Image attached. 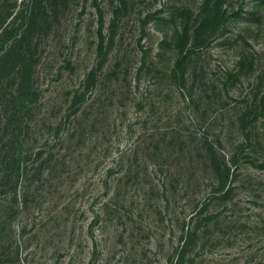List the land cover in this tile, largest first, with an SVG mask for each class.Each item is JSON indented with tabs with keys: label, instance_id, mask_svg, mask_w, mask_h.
<instances>
[{
	"label": "rangeland",
	"instance_id": "obj_1",
	"mask_svg": "<svg viewBox=\"0 0 264 264\" xmlns=\"http://www.w3.org/2000/svg\"><path fill=\"white\" fill-rule=\"evenodd\" d=\"M0 264H264V0H0Z\"/></svg>",
	"mask_w": 264,
	"mask_h": 264
}]
</instances>
